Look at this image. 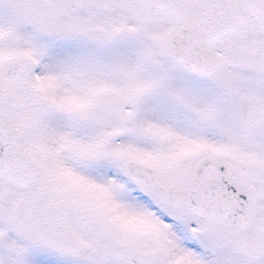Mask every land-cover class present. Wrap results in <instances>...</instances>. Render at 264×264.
I'll use <instances>...</instances> for the list:
<instances>
[{
	"label": "snow or ice",
	"instance_id": "obj_1",
	"mask_svg": "<svg viewBox=\"0 0 264 264\" xmlns=\"http://www.w3.org/2000/svg\"><path fill=\"white\" fill-rule=\"evenodd\" d=\"M0 264H264V0H0Z\"/></svg>",
	"mask_w": 264,
	"mask_h": 264
}]
</instances>
